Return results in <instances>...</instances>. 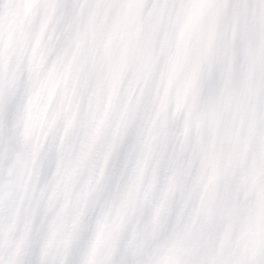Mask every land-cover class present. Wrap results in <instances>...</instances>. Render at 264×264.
<instances>
[{"label":"snow or ice","instance_id":"snow-or-ice-1","mask_svg":"<svg viewBox=\"0 0 264 264\" xmlns=\"http://www.w3.org/2000/svg\"><path fill=\"white\" fill-rule=\"evenodd\" d=\"M0 264H264V0H0Z\"/></svg>","mask_w":264,"mask_h":264}]
</instances>
